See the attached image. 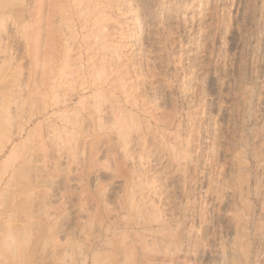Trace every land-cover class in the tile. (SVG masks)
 <instances>
[{"label": "rangeland", "instance_id": "1", "mask_svg": "<svg viewBox=\"0 0 264 264\" xmlns=\"http://www.w3.org/2000/svg\"><path fill=\"white\" fill-rule=\"evenodd\" d=\"M0 264H264V0H0Z\"/></svg>", "mask_w": 264, "mask_h": 264}]
</instances>
